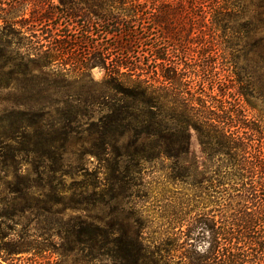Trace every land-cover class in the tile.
Masks as SVG:
<instances>
[{
    "label": "trees",
    "instance_id": "trees-1",
    "mask_svg": "<svg viewBox=\"0 0 264 264\" xmlns=\"http://www.w3.org/2000/svg\"><path fill=\"white\" fill-rule=\"evenodd\" d=\"M75 1L60 0L65 9ZM187 1L200 9L202 17L209 16L217 30L223 27L233 36L227 48L233 50L228 70L234 84L191 77L190 67L173 61L166 51H153L154 66L129 65L123 57L142 38L137 31H126L129 40L110 50L122 60L110 61V52L99 50L84 63L87 71L99 68L106 77L99 95L81 103L70 86L31 82L36 77L33 63L43 60L42 70L50 69L65 49L57 45L36 56L27 40L21 54L8 51L11 55L5 58L0 50V103H5L0 111V170H13L17 182L9 190L16 194L34 190L33 174L37 184H46L56 195L54 202L66 208L89 212L109 206L113 216L109 229L81 218L72 227L76 243L102 247V240H109L114 264H264V123L247 115L260 112L259 102L264 106V0H95L98 9L92 14L106 22L114 18L104 10L106 5L135 4L129 15L136 18L142 14L141 6L151 3L156 11L153 25L165 45L175 49L181 47L180 35L167 25L182 15ZM249 6L254 8L252 16L242 23ZM42 76L67 78L64 70ZM19 79L25 82H13ZM206 83L212 86L209 93ZM230 90L237 99H228ZM96 105L102 106L101 112L94 111ZM193 132L207 167L217 177L216 184L210 182L209 195L215 208L200 211L191 204L190 212L199 215L189 218L184 202L166 205L164 213L170 212L178 228L185 229L168 234L160 245L147 246L146 227L131 209V199L139 197L147 164L188 163ZM89 163L97 164L94 170ZM29 165L33 171L25 174ZM189 168L171 173L170 179L189 177ZM73 176L82 180L67 190L77 185L81 192L65 198L61 180ZM56 177L58 186L53 185ZM218 194L224 203H217ZM168 223L175 226L173 220Z\"/></svg>",
    "mask_w": 264,
    "mask_h": 264
},
{
    "label": "rangeland",
    "instance_id": "rangeland-1",
    "mask_svg": "<svg viewBox=\"0 0 264 264\" xmlns=\"http://www.w3.org/2000/svg\"><path fill=\"white\" fill-rule=\"evenodd\" d=\"M96 4L95 0H89L87 3L76 0L72 6L65 9L60 0H0V50L3 51L5 58L11 55L8 51L16 53L18 50L21 54L26 50L20 47L28 40L31 42L29 48L31 54L37 56L41 52H51L55 46L61 45L65 49V54L58 57L50 69L42 70L43 60L32 64L31 68L36 77L31 82L70 86L72 92L77 93L81 103L85 99L92 100L99 95L101 84L106 77V72L99 68L87 71L84 69V63L88 62L87 59L92 53L99 50L110 52V61L114 60V57H120L119 60H122V56H118L117 52L111 53L110 50L117 42L129 40L126 31H137L142 38L134 46L132 53L123 57L129 65H138L141 62L142 67L144 64L150 65L149 63L154 66L150 62L154 55L153 51L159 53L166 51L170 53L173 61L182 65L186 63L190 67L191 77L197 79L200 75L205 79L221 81L223 84H234L228 70L232 59L228 55L233 50L227 48L229 47L227 42L229 40L231 42L233 36L223 27L217 30L209 16L202 17L200 9H196L188 1L182 6L184 10L181 12L182 15L170 19L167 25L179 32L181 47H174L175 49L165 45L158 29L153 25L152 15L156 11L151 3L141 6L142 14L136 18L129 15L135 4L123 7L117 4L106 5L104 10L114 16L106 22L99 21L93 16L92 12L98 9ZM252 9L254 8L249 6L240 22L244 23L252 16ZM66 13H72L75 17L70 18ZM84 13H90L89 17L82 16ZM5 58H2L1 62H4ZM18 58L20 60V57ZM208 66L211 67L207 70ZM61 70L66 72L67 78L63 80L42 76L43 73ZM13 82L25 81L19 79ZM204 87L207 89L212 86L206 83ZM207 91L210 92L208 89ZM234 91L230 90L229 100L236 98ZM213 92L218 94V88H214ZM238 102L243 103L239 99ZM4 104L0 103V111ZM258 104L260 112L248 111L247 115L249 119H258L263 124L264 106L260 102ZM95 107L96 113L103 109L100 105ZM207 165L193 132L188 163L159 160L145 166L140 180L139 197L135 196L130 202L131 209L139 213L146 227L143 230L145 245H160L168 234L179 233L185 229L178 228L177 218L174 220L170 212L164 213L166 205L182 201L185 206L188 205L186 209L191 208V204L198 206L200 211L215 208L209 204V195L212 193L210 182L216 184L217 177L211 173ZM96 166L97 164H88L90 171ZM185 166L190 167L187 170L190 176L173 182L170 174L184 172ZM32 171L30 165L24 168L25 174ZM14 175L13 170L8 173L0 170V264H114L109 240H102V247L100 244L91 246L76 243L72 227L78 218H81L95 221L109 229L113 222L109 206L100 205L95 209L91 208L89 212L66 208L54 202L56 195L46 184L38 183V186L37 177L33 174L31 180L34 182V190L28 194H16L9 190L16 186L17 179ZM81 180L79 176L61 180L66 189L63 196L65 198L78 196L81 190L77 185L72 188L73 190L67 189H71L74 181ZM53 183L54 186L59 185L58 177ZM219 195L221 196V194L216 196L219 199L217 203H224V200H221L223 196ZM203 202L207 204V208L201 204ZM190 210L192 209L187 212ZM195 215L198 216L199 212H190L188 217L192 218ZM172 220L175 221V226H172L174 222L171 225L168 223Z\"/></svg>",
    "mask_w": 264,
    "mask_h": 264
}]
</instances>
